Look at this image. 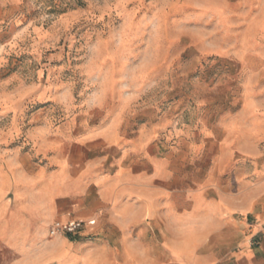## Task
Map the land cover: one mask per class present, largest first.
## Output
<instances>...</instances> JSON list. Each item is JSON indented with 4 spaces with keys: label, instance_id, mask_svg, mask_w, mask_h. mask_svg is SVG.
Returning a JSON list of instances; mask_svg holds the SVG:
<instances>
[{
    "label": "rangeland",
    "instance_id": "1",
    "mask_svg": "<svg viewBox=\"0 0 264 264\" xmlns=\"http://www.w3.org/2000/svg\"><path fill=\"white\" fill-rule=\"evenodd\" d=\"M246 255L264 264V0H0V264Z\"/></svg>",
    "mask_w": 264,
    "mask_h": 264
},
{
    "label": "built area",
    "instance_id": "2",
    "mask_svg": "<svg viewBox=\"0 0 264 264\" xmlns=\"http://www.w3.org/2000/svg\"><path fill=\"white\" fill-rule=\"evenodd\" d=\"M84 227V223L79 220H54L48 227V233L51 236L63 234H74Z\"/></svg>",
    "mask_w": 264,
    "mask_h": 264
},
{
    "label": "crops",
    "instance_id": "3",
    "mask_svg": "<svg viewBox=\"0 0 264 264\" xmlns=\"http://www.w3.org/2000/svg\"><path fill=\"white\" fill-rule=\"evenodd\" d=\"M66 191L65 192H67V193H65V195L64 196H69V193L70 192H73V189L72 190H70L69 191V186H66ZM64 192V191H63ZM50 196H49V198L51 199V200H53V201H56V199L58 198V194L56 193V192H54V193H52V192H50ZM63 196V195H62ZM44 210H46V211H44L45 213L44 214H42L43 215V219L44 220H46L47 218L49 219L50 217H51V212H52V210H53V206H52V203L49 205V206H47ZM41 216V215H40ZM262 259L261 258H258V257H255V256H253V257H250L249 255H246V256H244V257H240L239 259H237V260H235L234 261V264H262Z\"/></svg>",
    "mask_w": 264,
    "mask_h": 264
}]
</instances>
